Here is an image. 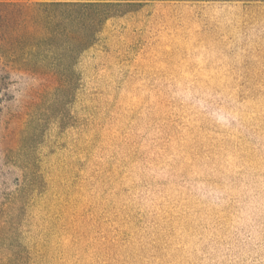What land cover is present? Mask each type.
I'll use <instances>...</instances> for the list:
<instances>
[{
    "label": "rangeland",
    "instance_id": "1",
    "mask_svg": "<svg viewBox=\"0 0 264 264\" xmlns=\"http://www.w3.org/2000/svg\"><path fill=\"white\" fill-rule=\"evenodd\" d=\"M229 77L141 87L127 113L138 122L118 123L117 156L127 173L146 178L156 201L180 194L185 207L196 202L223 216L209 219L199 249L211 264H240L264 250V64ZM87 109L83 83L6 77L0 56V264H72L83 252L75 245L98 241L106 138L104 125H87ZM162 115L166 125L154 130ZM175 223L187 227L178 211Z\"/></svg>",
    "mask_w": 264,
    "mask_h": 264
},
{
    "label": "trees",
    "instance_id": "2",
    "mask_svg": "<svg viewBox=\"0 0 264 264\" xmlns=\"http://www.w3.org/2000/svg\"><path fill=\"white\" fill-rule=\"evenodd\" d=\"M0 31L6 77L18 71L61 86L83 83L87 125H104L101 234L97 242L75 245L83 252L72 264H211L199 249L213 228L209 219L223 216L196 202L185 207L180 194L156 201L146 178L127 173L117 156L118 123L138 122L127 113L141 87L206 85L264 64V0H0ZM162 119L154 130L166 125ZM157 162L163 166L161 153ZM176 211L187 227L175 223ZM185 240H193L191 249ZM240 264H264V250Z\"/></svg>",
    "mask_w": 264,
    "mask_h": 264
}]
</instances>
